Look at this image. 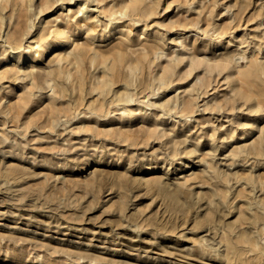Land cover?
I'll list each match as a JSON object with an SVG mask.
<instances>
[{
  "label": "rangeland",
  "instance_id": "rangeland-1",
  "mask_svg": "<svg viewBox=\"0 0 264 264\" xmlns=\"http://www.w3.org/2000/svg\"><path fill=\"white\" fill-rule=\"evenodd\" d=\"M0 264H264V0H0Z\"/></svg>",
  "mask_w": 264,
  "mask_h": 264
},
{
  "label": "bare ground",
  "instance_id": "bare-ground-1",
  "mask_svg": "<svg viewBox=\"0 0 264 264\" xmlns=\"http://www.w3.org/2000/svg\"><path fill=\"white\" fill-rule=\"evenodd\" d=\"M83 5V4H82ZM84 7H86L84 5ZM82 8V7H81ZM87 9V8H86ZM57 39L59 40V47L58 49H65L67 46H70V45H74V41H73V38L72 37H68L66 36V33L65 31H60L58 32L57 34ZM51 49H53V44L52 42H46V46L43 48V51H44V54H47L51 51ZM12 64V62H11ZM9 68H11L9 66ZM30 68V67H29ZM28 68V69H29ZM28 70H26L25 72H27ZM31 71V70H30ZM177 118V116H175ZM174 117V118H175ZM183 164V163H182ZM184 165V164H183ZM151 169V168H150Z\"/></svg>",
  "mask_w": 264,
  "mask_h": 264
}]
</instances>
